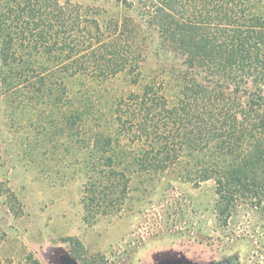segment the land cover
<instances>
[{"label": "trees", "instance_id": "obj_1", "mask_svg": "<svg viewBox=\"0 0 264 264\" xmlns=\"http://www.w3.org/2000/svg\"><path fill=\"white\" fill-rule=\"evenodd\" d=\"M263 1L131 0L124 3L140 22L126 16L101 23L70 2L0 0V83L6 93L27 89L64 100L76 119L67 80L105 82L126 73L136 85L157 39L195 74H179L175 105L152 85L115 102L110 132L86 138L95 157L84 206L101 214L118 211L129 173H163L185 155L194 161L183 175L187 181H215L220 217L229 218L241 204L262 209ZM121 139L132 153L120 147ZM27 264L40 263L28 258Z\"/></svg>", "mask_w": 264, "mask_h": 264}, {"label": "rangeland", "instance_id": "obj_2", "mask_svg": "<svg viewBox=\"0 0 264 264\" xmlns=\"http://www.w3.org/2000/svg\"><path fill=\"white\" fill-rule=\"evenodd\" d=\"M58 1L95 13L101 23L126 16L140 22L126 4L131 0ZM140 71L136 85L126 73L105 82L67 80L76 119L64 100L27 89L6 93L0 83V264H27L28 258L56 264L67 254L75 264H264V208L241 204L229 218L220 217L215 181H187L183 175L194 161L185 155L163 173H129L118 211L84 206L95 157L86 138L110 132L115 102L152 85L175 105L179 74H195L157 39Z\"/></svg>", "mask_w": 264, "mask_h": 264}, {"label": "water", "instance_id": "obj_3", "mask_svg": "<svg viewBox=\"0 0 264 264\" xmlns=\"http://www.w3.org/2000/svg\"><path fill=\"white\" fill-rule=\"evenodd\" d=\"M58 259L60 261L56 262V264H75L74 260L67 254V255H59ZM163 264H181L180 261H172L166 260Z\"/></svg>", "mask_w": 264, "mask_h": 264}]
</instances>
